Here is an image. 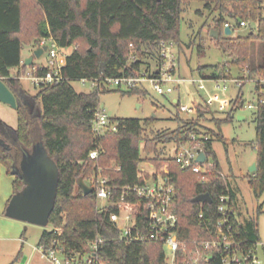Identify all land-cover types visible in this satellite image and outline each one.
Returning <instances> with one entry per match:
<instances>
[{"label": "trees", "instance_id": "1", "mask_svg": "<svg viewBox=\"0 0 264 264\" xmlns=\"http://www.w3.org/2000/svg\"><path fill=\"white\" fill-rule=\"evenodd\" d=\"M193 0H0V78L17 98L18 124L16 127L0 118V165L12 175L13 164H19L23 149L32 150L41 140L49 155L59 167V183L55 207L50 215L51 230H44L38 246H49L58 238L67 251L82 248L88 239L97 235L105 242L100 258L108 264H166L164 249L156 242L127 243L119 239L118 230L110 223L109 214L114 208L100 212L95 192L84 194L79 179L89 180L97 171L98 164L104 174L117 186L141 184L138 177L140 166L147 160L157 169L168 164L169 178L176 188L175 204L179 215V235L188 243L208 235L217 212L222 194L230 193L238 211L236 230L243 244L260 241L259 226L255 219L247 218L238 209L237 191L222 171L214 150L215 139L228 144L221 126L235 117L243 107V86L239 89L236 104L215 119L217 129L204 140L201 119L205 113H213L201 103L196 118L182 119L179 101L178 126L173 130H147L157 120L149 117L117 118L116 129L96 137L92 131V117L99 106L100 95L110 89L78 91L72 82L81 78L113 77L138 74L158 57L159 43L174 41L181 46L183 5ZM204 8L219 13L215 29L221 31L218 46L228 54V61L216 65H200L197 70L204 78H232L233 67H244L249 77L264 75V0H202ZM198 13H201L198 10ZM250 25L244 36L224 37L225 24ZM233 31V26L231 27ZM53 37L59 46H75L64 59L62 68L65 80L61 83L42 84L36 93L25 87L20 79L23 69L22 51L25 45H38L40 40ZM256 42L260 43L255 52ZM131 44L139 59L129 62ZM181 48V47H180ZM198 53L204 54L202 45ZM180 53V52H179ZM181 54V53H180ZM181 62V61H180ZM246 65V66H245ZM181 66V63H180ZM210 70V74H206ZM46 68L39 69L44 74ZM257 86L256 88H258ZM124 94L146 96V89H116ZM257 133V170L248 177V185L256 198L264 194V105L254 110ZM195 135L204 140L208 156L214 157V171L210 181L200 182V175L192 169H183L165 148L168 143H188ZM212 135V136H211ZM97 147L102 153L97 160L88 159L89 151ZM120 167V169H116ZM148 176V174H146ZM13 193L24 187L19 176H14ZM209 192L213 201L202 203L194 198ZM146 199L132 193L125 202L142 222L146 217ZM261 210V209H260ZM203 212V217L200 213ZM57 229H61V234Z\"/></svg>", "mask_w": 264, "mask_h": 264}, {"label": "built area", "instance_id": "2", "mask_svg": "<svg viewBox=\"0 0 264 264\" xmlns=\"http://www.w3.org/2000/svg\"><path fill=\"white\" fill-rule=\"evenodd\" d=\"M249 21H240V26H250ZM225 26L232 27L227 22ZM47 46L45 64H34L28 72V78L38 86L42 84L61 83L65 80L63 74L64 59L70 52L58 45L53 37L40 40L37 47ZM129 62H136L139 57L133 44H131ZM158 57L152 59L149 65L144 66L138 74L81 78L84 84L90 83L91 89L105 90L116 88L131 90L134 88L146 89L148 95L153 91L159 95H170L178 90L182 82L198 83L200 89H206L205 78L182 77L179 74L178 44L174 41L163 40L159 43ZM43 54V55H44ZM34 62V61H33ZM25 60H22V64ZM46 68L44 74H39V69ZM243 76L232 78H211L216 80V88L226 89L228 82H234L240 89L246 81L255 80L257 100L254 103L243 104L244 108L256 110L259 105H264V75L249 77V71L244 68ZM223 83V87L220 84ZM205 105L212 107L218 104V111H228L236 104V98L220 97L208 92ZM238 95V94H237ZM179 100H176L177 102ZM180 104L182 112H195L196 106ZM242 107V108H243ZM92 131L96 137L102 136L106 131L116 129L114 123L99 106L95 109L92 120ZM188 143L175 145L174 159L183 169H192L200 175V182L207 183L214 171V162L210 161L204 148L203 136L198 139L194 134ZM201 152L207 154L204 162L198 160ZM102 153V148L97 147L89 151L88 159L97 160ZM97 171L85 182L93 187L98 209L106 212L109 208L114 210L109 214L110 223L118 230L119 239L127 243L156 242L162 245L166 264H262L264 263V242L257 241L253 244H243L239 240L236 225L239 223L238 211L232 203L230 193L222 194L216 207V221L209 230L208 235L188 243L180 238L179 215L176 210V188L169 178L168 164L157 169L152 163L145 160L140 166L139 178L141 184L117 186L111 183L110 178L104 174V169L98 164ZM120 169V167H116ZM148 174V176H146ZM219 174L225 177L220 171ZM146 199V217L142 222L134 213L125 206L130 195ZM103 204H100V202ZM204 213H200L203 217ZM61 234V229H57ZM105 239L97 235L87 240L86 244L77 250L67 251L58 238L51 241L49 246H38L41 258L50 264H108L100 256V250Z\"/></svg>", "mask_w": 264, "mask_h": 264}, {"label": "rangeland", "instance_id": "3", "mask_svg": "<svg viewBox=\"0 0 264 264\" xmlns=\"http://www.w3.org/2000/svg\"><path fill=\"white\" fill-rule=\"evenodd\" d=\"M183 19L181 29V46L178 47L179 53V74L182 77L201 78L202 74L197 70L200 65H216L228 61L229 56L220 46L212 39L210 31L215 27L219 13L211 12L204 8V1L193 0L183 5ZM198 10L201 13H198ZM233 26V32L227 35L224 31V37L244 36L250 32V26H240L230 20ZM251 26L256 30V24ZM198 45H202L205 49L204 54H199L197 51ZM181 47V48H180ZM75 46L68 47L67 52L73 51ZM260 43L256 42L255 52H259ZM25 54H33V51L24 50ZM47 54L41 58L34 57V62L31 65H26L23 69L20 79L32 93L38 91V85L34 84L28 78V72L32 69V65L45 64ZM246 66V65H245ZM233 77L243 76L245 74L244 67H233L231 69ZM206 74H210V70H206ZM73 86L78 91H89L90 83L84 84L80 80L72 82ZM206 89H200L198 83L182 82L178 90L170 95H159L150 91V95H129L122 91H115L116 88H110L100 95L99 107L104 109L109 118L113 121L117 118L132 117L146 119L156 117L157 120L149 127L150 130L163 131L173 130L179 124L177 118L178 106L175 100H179L181 104L190 106L195 105L196 108L205 103L208 98V92L211 95L218 94L220 97L235 98L239 88L234 82H228L226 89L216 88V80L205 78ZM223 87V83L220 82ZM256 81L249 80L243 85L245 103H254L257 100L255 92ZM124 90V89H123ZM213 113H205L201 131L203 136L209 137L211 134L206 133L207 129H217L215 119L223 117L226 111H218V104L212 105ZM229 110V109H228ZM239 115H244L246 118L239 119ZM180 118L189 119L196 118L198 113L182 112L179 113ZM0 118L8 124L16 127L18 124L17 110L10 104L0 100ZM114 122V121H113ZM207 128V129H206ZM224 136L228 140L225 145L223 141L215 139L213 142L214 150L217 158L222 166V172L225 177L230 180L233 188L237 191L238 209H241L247 218H253L259 226L260 239L264 242V194L261 198H256L248 185V177L252 174L250 167L257 158V133L254 110L248 108H240L235 112V117L230 122H225L221 126ZM212 136V135H211ZM169 154L173 155L175 144L168 143L165 145ZM210 161L214 160L213 156H209ZM13 176L8 174L3 165H0V220H8L17 226L10 227L9 233L3 232L0 235V264H50L45 259L41 258L37 250L39 239L44 230H51L52 225L40 226L37 224L26 223L17 219H12L4 214L6 198L11 189ZM100 204H103L101 201ZM261 209V210H260ZM239 218V215H238ZM4 229V228H3ZM3 229L0 228V231ZM23 237V238H22ZM22 238V239H21ZM264 264V263H262Z\"/></svg>", "mask_w": 264, "mask_h": 264}, {"label": "water", "instance_id": "4", "mask_svg": "<svg viewBox=\"0 0 264 264\" xmlns=\"http://www.w3.org/2000/svg\"><path fill=\"white\" fill-rule=\"evenodd\" d=\"M224 32L230 35L233 31L230 26H225ZM210 35L218 39L221 31L212 28ZM46 49V45L35 48L33 54L26 58L25 64L31 65L34 57L41 58ZM0 100L10 104L15 109L18 106L15 94L2 78H0ZM238 118L244 119L245 116L239 115ZM0 143L4 144V141L0 140ZM206 158L207 154L205 152H201L198 156L200 162H204ZM250 170L251 172L257 170L256 161L252 164ZM11 172L13 176H19L25 185L21 190L12 194L6 204L4 214L9 218L26 223L40 226L49 225L50 215L56 203L60 171L57 163L49 155L44 143L39 140L34 143L32 150L24 148L20 163H14ZM79 186L84 194L93 192V187L87 184L82 177L79 179ZM194 201L211 203L213 199L209 192H205L197 195Z\"/></svg>", "mask_w": 264, "mask_h": 264}, {"label": "crops", "instance_id": "5", "mask_svg": "<svg viewBox=\"0 0 264 264\" xmlns=\"http://www.w3.org/2000/svg\"><path fill=\"white\" fill-rule=\"evenodd\" d=\"M29 48V50H31V51H34V49L36 48V45H25V47H24V49H23V51H22V60H26V58H28L29 56H31L32 54H25L24 53V50L25 49H28ZM24 64V63H23ZM176 101V100H175ZM246 118V117H245ZM4 167V169H6L7 170V168L5 167V166H3ZM13 176V175H12ZM14 176H13V180H14ZM13 180H12V187H11V189H10V191H9V195H8V197L6 198V203H5V206H6V204H7V202H8V200L10 199V197L12 196V194H13ZM13 225H15V226H17L16 224H14L13 222H10V221H8V220H4V219H2V220H0V228L1 229H3L2 231H0V235L3 233V232H5V233H9V231H10V227L11 226H13ZM23 238V237H22ZM21 238V239H22ZM26 264H29V262H27Z\"/></svg>", "mask_w": 264, "mask_h": 264}]
</instances>
